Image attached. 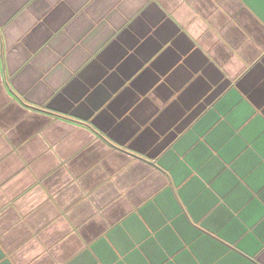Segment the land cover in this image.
Wrapping results in <instances>:
<instances>
[{
	"label": "crops",
	"instance_id": "1",
	"mask_svg": "<svg viewBox=\"0 0 264 264\" xmlns=\"http://www.w3.org/2000/svg\"><path fill=\"white\" fill-rule=\"evenodd\" d=\"M0 264H264V0H0Z\"/></svg>",
	"mask_w": 264,
	"mask_h": 264
}]
</instances>
